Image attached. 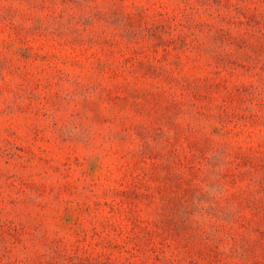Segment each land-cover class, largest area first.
<instances>
[{
  "label": "rangeland",
  "instance_id": "1",
  "mask_svg": "<svg viewBox=\"0 0 264 264\" xmlns=\"http://www.w3.org/2000/svg\"><path fill=\"white\" fill-rule=\"evenodd\" d=\"M0 264H264V0H0Z\"/></svg>",
  "mask_w": 264,
  "mask_h": 264
}]
</instances>
